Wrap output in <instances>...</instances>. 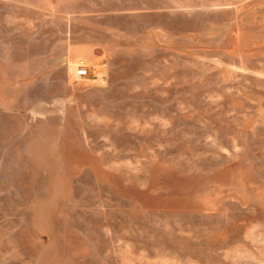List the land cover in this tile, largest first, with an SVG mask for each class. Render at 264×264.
I'll list each match as a JSON object with an SVG mask.
<instances>
[{"label":"rangeland","instance_id":"rangeland-1","mask_svg":"<svg viewBox=\"0 0 264 264\" xmlns=\"http://www.w3.org/2000/svg\"><path fill=\"white\" fill-rule=\"evenodd\" d=\"M0 264H264V0H0Z\"/></svg>","mask_w":264,"mask_h":264},{"label":"built area","instance_id":"built-area-1","mask_svg":"<svg viewBox=\"0 0 264 264\" xmlns=\"http://www.w3.org/2000/svg\"><path fill=\"white\" fill-rule=\"evenodd\" d=\"M91 74L92 72H90L88 66L84 64L77 65L76 69L73 70V75L76 81L87 80L90 78Z\"/></svg>","mask_w":264,"mask_h":264},{"label":"crops","instance_id":"crops-1","mask_svg":"<svg viewBox=\"0 0 264 264\" xmlns=\"http://www.w3.org/2000/svg\"><path fill=\"white\" fill-rule=\"evenodd\" d=\"M81 50V49H80ZM81 51H83V50H81ZM84 52V51H83ZM76 53H77V50H76V47L75 48H73V50L70 52V55H69V58H68V62L69 63H71L72 61H75L76 59H77V55H76ZM88 55V58H89V54H87Z\"/></svg>","mask_w":264,"mask_h":264}]
</instances>
